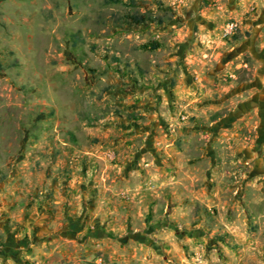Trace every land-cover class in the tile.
Listing matches in <instances>:
<instances>
[{
	"label": "rangeland",
	"instance_id": "374dc122",
	"mask_svg": "<svg viewBox=\"0 0 264 264\" xmlns=\"http://www.w3.org/2000/svg\"><path fill=\"white\" fill-rule=\"evenodd\" d=\"M135 14L156 22L132 25ZM255 37L260 54L264 0L0 1V264H50L33 230L50 210L48 182L71 179L59 147L84 154L89 127L122 120L132 136L144 131L134 144L144 169L173 150L193 179L161 189L143 234L114 236L137 251L130 264H264V138L249 102L257 79L264 103V62L238 52ZM78 168L95 179L101 165Z\"/></svg>",
	"mask_w": 264,
	"mask_h": 264
},
{
	"label": "crops",
	"instance_id": "0c3cea01",
	"mask_svg": "<svg viewBox=\"0 0 264 264\" xmlns=\"http://www.w3.org/2000/svg\"><path fill=\"white\" fill-rule=\"evenodd\" d=\"M107 123L89 127V135L95 143L83 151L84 154L78 146L59 147L64 169L61 171L69 174L71 179L63 183L55 180L48 182L52 195L47 201L50 210L44 212L41 229L33 230L34 235H41L44 240L37 255L50 264H84L82 256L90 261L99 252L107 258L108 264H130L137 257V251L132 256L128 255L131 246L128 248L122 242L115 245L114 236L126 235L133 228L131 234L134 236L139 232L143 234L149 212L152 210L155 215L161 212V189L186 188L193 181L191 173L186 172L181 163L174 165L178 153L173 150L164 155L166 159L168 156L171 159L170 165L160 162L157 167L144 169L139 163L143 150L137 153L134 145L136 142V146L139 145L144 131H137L139 126L133 125L137 133L132 136V127L126 121ZM155 138H159V145L164 139L161 133ZM75 157L78 159L74 162ZM85 159L101 165L95 179H88L80 172L78 166ZM165 215L168 221L176 218L169 212ZM24 225L25 231L32 226L28 223ZM137 226L142 228H135ZM158 234L160 239L171 238L166 232ZM83 237L91 241L85 244L76 241ZM34 238L37 239L36 236ZM77 243L82 245L76 247ZM71 246L74 248L69 249Z\"/></svg>",
	"mask_w": 264,
	"mask_h": 264
},
{
	"label": "flooded vegetation",
	"instance_id": "af4514ba",
	"mask_svg": "<svg viewBox=\"0 0 264 264\" xmlns=\"http://www.w3.org/2000/svg\"><path fill=\"white\" fill-rule=\"evenodd\" d=\"M257 41H258L257 37L252 38L250 41H247V40L244 41L243 42L244 48H239V50H238V52L240 53V56L244 55L246 53H249L250 56L255 58V60L258 61V59H259V60H262L264 62V49H262L260 51V54L257 51V49H255ZM254 88H255V93H253V96H252V98H250L249 102L253 106V108H255L256 110H259V114H260L259 125H260L261 129L258 132V136H260V138H264V135H263V133H264V116H263V112H264L263 111V105H264V103L261 102L260 98H259V96L262 93V89H261L262 86L257 82V79H256V85L254 86ZM227 119L231 123V121L233 119L232 114H230ZM222 124L227 126V123H222ZM220 125H221V123L217 124L216 127H218ZM216 127L213 130H216L217 129Z\"/></svg>",
	"mask_w": 264,
	"mask_h": 264
},
{
	"label": "trees",
	"instance_id": "16d2710c",
	"mask_svg": "<svg viewBox=\"0 0 264 264\" xmlns=\"http://www.w3.org/2000/svg\"><path fill=\"white\" fill-rule=\"evenodd\" d=\"M0 1H3V0H0ZM106 2L118 3L120 2V0H106ZM127 19L132 25H135V26H139L145 23H155L156 22V20L151 16L138 15V14L128 16ZM141 48L143 50H155L159 48V43L158 42L149 43V44L143 45Z\"/></svg>",
	"mask_w": 264,
	"mask_h": 264
},
{
	"label": "built area",
	"instance_id": "2783aa9c",
	"mask_svg": "<svg viewBox=\"0 0 264 264\" xmlns=\"http://www.w3.org/2000/svg\"><path fill=\"white\" fill-rule=\"evenodd\" d=\"M236 24L229 23L227 24L226 28L224 29V37H228L233 35L234 31L236 30Z\"/></svg>",
	"mask_w": 264,
	"mask_h": 264
}]
</instances>
